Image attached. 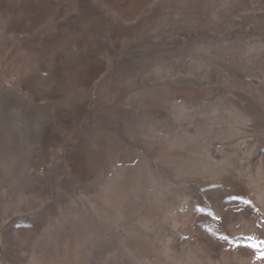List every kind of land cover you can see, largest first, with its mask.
<instances>
[{
	"label": "rangeland",
	"instance_id": "1",
	"mask_svg": "<svg viewBox=\"0 0 264 264\" xmlns=\"http://www.w3.org/2000/svg\"><path fill=\"white\" fill-rule=\"evenodd\" d=\"M0 264H264V0H0Z\"/></svg>",
	"mask_w": 264,
	"mask_h": 264
}]
</instances>
